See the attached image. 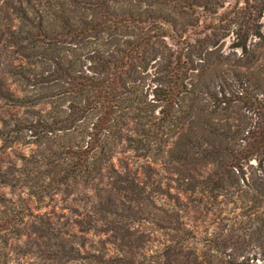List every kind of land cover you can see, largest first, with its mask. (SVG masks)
Wrapping results in <instances>:
<instances>
[{
  "label": "rangeland",
  "instance_id": "374dc122",
  "mask_svg": "<svg viewBox=\"0 0 264 264\" xmlns=\"http://www.w3.org/2000/svg\"><path fill=\"white\" fill-rule=\"evenodd\" d=\"M52 1L0 0V264H111L121 255L132 264H264V182L253 192L239 178L231 194L207 193L198 172L211 174L212 166L167 154L154 161L122 146L91 168L88 181L62 176L64 147L89 143L92 122L66 126L60 100L34 98L47 90L38 82L48 67L35 25L48 21ZM223 7L215 17L201 13L198 37L207 40L219 17L247 9L261 37L249 40L255 60L242 70L256 86L244 88L260 99L264 0H224ZM208 41L232 53L231 36ZM231 106L244 111L241 101Z\"/></svg>",
  "mask_w": 264,
  "mask_h": 264
},
{
  "label": "trees",
  "instance_id": "16d2710c",
  "mask_svg": "<svg viewBox=\"0 0 264 264\" xmlns=\"http://www.w3.org/2000/svg\"><path fill=\"white\" fill-rule=\"evenodd\" d=\"M249 1L261 4L244 0L245 5ZM223 4L51 2L48 21L35 25L47 45L38 56L48 67L38 82L47 90L34 98L60 100L67 110L66 126L81 119L92 122L89 143L64 147L68 168L63 177L88 181L91 168L100 166L103 157L113 158V150L122 146L154 161L167 154L172 161L190 158L212 166L211 174L198 172L197 184L207 193L231 194L240 187L239 178L251 191L264 182V91L260 99L253 97L249 89L256 85L242 73L255 60L249 40L260 38V31L246 9L219 17V24L208 29L210 35H203L207 40L198 37L201 13L218 16ZM249 10L257 11L254 6ZM189 33L197 37L191 39ZM222 36L232 37V53L221 54L217 43L208 41ZM233 101H241L244 111L232 107ZM96 262L108 264L101 258ZM110 262L132 264L123 255Z\"/></svg>",
  "mask_w": 264,
  "mask_h": 264
}]
</instances>
